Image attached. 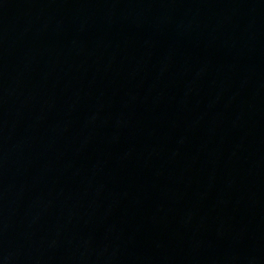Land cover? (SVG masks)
<instances>
[{
  "label": "water",
  "instance_id": "95a60500",
  "mask_svg": "<svg viewBox=\"0 0 264 264\" xmlns=\"http://www.w3.org/2000/svg\"><path fill=\"white\" fill-rule=\"evenodd\" d=\"M0 264H264V0H0Z\"/></svg>",
  "mask_w": 264,
  "mask_h": 264
}]
</instances>
